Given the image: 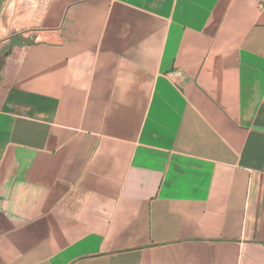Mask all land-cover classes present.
<instances>
[{
	"label": "crops",
	"instance_id": "crops-1",
	"mask_svg": "<svg viewBox=\"0 0 264 264\" xmlns=\"http://www.w3.org/2000/svg\"><path fill=\"white\" fill-rule=\"evenodd\" d=\"M0 264H264V0H0Z\"/></svg>",
	"mask_w": 264,
	"mask_h": 264
}]
</instances>
